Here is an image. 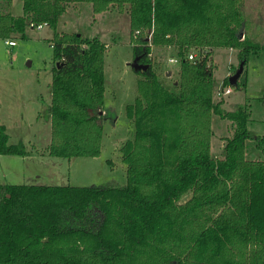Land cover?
Listing matches in <instances>:
<instances>
[{
    "label": "trees",
    "instance_id": "1",
    "mask_svg": "<svg viewBox=\"0 0 264 264\" xmlns=\"http://www.w3.org/2000/svg\"><path fill=\"white\" fill-rule=\"evenodd\" d=\"M14 1L0 0V39L25 38L38 25L54 30L53 157H98L104 135L107 46L58 31L70 5L127 14L133 58L149 68H132L136 98L125 113L133 134L120 148L126 185L0 184V264H264V136L251 134L248 106L229 111L214 99V50H238L245 66L264 51L239 39L244 0H21L18 17ZM152 47L176 50L171 86ZM213 115L232 125L222 158L211 154ZM251 140L259 159L247 158ZM30 154L0 120V156Z\"/></svg>",
    "mask_w": 264,
    "mask_h": 264
},
{
    "label": "rangeland",
    "instance_id": "2",
    "mask_svg": "<svg viewBox=\"0 0 264 264\" xmlns=\"http://www.w3.org/2000/svg\"><path fill=\"white\" fill-rule=\"evenodd\" d=\"M22 6L21 0H15L12 14L22 16ZM242 10L247 24L239 35L242 34L243 38L247 37L255 44L264 45V0H244ZM58 31L78 33L84 39L99 37L107 46L106 117L103 121L101 154L98 157L72 159L47 155L52 137L50 106L55 61L50 41L54 30L49 26L41 30L27 28L25 38L14 35L8 40L16 42L14 47H10L7 40L0 39V104L3 110L2 123L8 127L12 143L26 142L30 135L40 133L36 148L25 145L31 153L37 151L41 154L29 167L32 173L40 172L41 179L29 181L31 176L26 172L22 159L0 157V183L17 181L50 186H124L127 183V171L120 148L133 134V125L126 117L125 108L136 98L138 80V75L131 67L134 58L129 16L116 11L95 15L91 4H73L60 18ZM174 50L152 47L155 69L168 86L179 77V65L169 62L171 58L177 59ZM212 61L215 66L214 99L223 100V108L229 111L238 105L248 106L251 111V134L254 138L264 136V51L249 56L239 80L241 87H232L228 95L224 91L229 87L225 88L223 83L237 71L241 63L239 51L216 49ZM212 129L211 154L215 158H222L225 138L232 135V125L213 115ZM249 144L253 148L247 151V158L259 159L261 153L256 148V140H251ZM4 158L9 159L7 161ZM190 195L186 194L182 201H186Z\"/></svg>",
    "mask_w": 264,
    "mask_h": 264
},
{
    "label": "crops",
    "instance_id": "3",
    "mask_svg": "<svg viewBox=\"0 0 264 264\" xmlns=\"http://www.w3.org/2000/svg\"><path fill=\"white\" fill-rule=\"evenodd\" d=\"M1 104H0V120L2 122V112L3 110L1 109ZM8 111H12V113L15 112V110H8ZM4 123V122H3ZM4 125L6 126V124L4 123ZM7 128V132H8V127L6 126ZM9 134V133H8ZM10 135V134H9ZM12 137L10 135V141H11ZM38 140V141H37ZM37 141V142H36ZM20 142V141H19ZM23 142L24 144L28 145V146H33L34 148H36V146H38L39 142H40V133H35L34 135H30L29 138L25 141H21ZM18 143V142H17ZM51 143V139H50V142L48 143L50 145ZM47 144V145H48ZM48 147V146H47ZM41 154H39L37 151H35L34 153H31L29 156L27 157H18L20 159H22V163H23V166L25 167L26 169V172L31 176L30 180L29 181H33V180H38V179H41V173L40 172H35V173H32L29 169L30 165L33 163L34 160H36V156H40ZM49 156H51L49 153L47 154ZM0 157H17V156H0ZM4 159H8L9 158H4ZM11 161V160H9ZM4 172V170H3ZM36 173H39V174H36ZM4 178H6V174L4 173ZM8 183V182H7ZM7 183H0V184H7ZM9 184H22V183H18L17 181L16 182H13V183H9ZM24 184V183H23Z\"/></svg>",
    "mask_w": 264,
    "mask_h": 264
},
{
    "label": "water",
    "instance_id": "4",
    "mask_svg": "<svg viewBox=\"0 0 264 264\" xmlns=\"http://www.w3.org/2000/svg\"><path fill=\"white\" fill-rule=\"evenodd\" d=\"M243 36L242 34L239 35V39H242ZM139 60L140 58L137 57L133 60L132 64H131V67L135 70V71H146L148 68H149V65H143V64H140L139 63ZM244 68H245V60L244 61H241L237 71L229 77V81H230V86L231 87H236L238 85V82L244 72ZM171 73L169 72L168 73V76H170Z\"/></svg>",
    "mask_w": 264,
    "mask_h": 264
},
{
    "label": "built area",
    "instance_id": "5",
    "mask_svg": "<svg viewBox=\"0 0 264 264\" xmlns=\"http://www.w3.org/2000/svg\"><path fill=\"white\" fill-rule=\"evenodd\" d=\"M44 26H46V24H44V25H38V26H36V28L38 29V30H41ZM6 43L10 46V47H14L15 45H16V42H14V41H6ZM198 52L197 51H191L190 52V54L188 55V59L190 60V61H194V60H196L197 58H198ZM169 62L170 63H172V64H179V62H180V60L177 58V59H175V58H171V59H169ZM231 88H228V89H226L225 91H224V94H230L231 93Z\"/></svg>",
    "mask_w": 264,
    "mask_h": 264
}]
</instances>
